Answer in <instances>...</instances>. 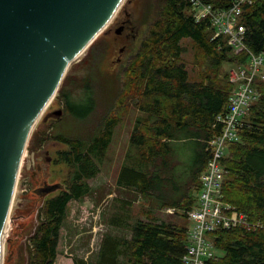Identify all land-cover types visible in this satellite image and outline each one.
<instances>
[{
    "label": "trees",
    "instance_id": "1",
    "mask_svg": "<svg viewBox=\"0 0 264 264\" xmlns=\"http://www.w3.org/2000/svg\"><path fill=\"white\" fill-rule=\"evenodd\" d=\"M143 1L149 3V27L125 66L121 83L123 91L136 97L141 115L117 185L139 194L145 204L135 209L134 202L117 197L107 223L130 236L106 233L94 262L73 257L74 264H184L187 213L197 205L200 175L211 158L209 143L222 129L216 119L226 111L233 91L229 70L222 74L223 65L231 68L247 58L246 53L234 52L227 36L214 38L210 18L196 21L190 1ZM201 1L214 9H226L233 2ZM241 23L248 50L264 54V0L246 6ZM184 40L193 42L210 64L200 80H192L182 62ZM67 78L58 92L66 111L89 117L94 111L92 79L85 80V95L75 100L66 89ZM256 89L258 98L247 109L240 142L229 145L222 162L228 171L224 201L245 213L256 229L217 231V258L205 264H264V82ZM119 103L122 109L123 100ZM120 120V114L104 117L88 140L53 136L68 147L58 153L57 163L66 164L70 174L66 189L42 206V220L30 238L29 264H55L67 206L89 194V182L101 173ZM168 210L180 219L168 218Z\"/></svg>",
    "mask_w": 264,
    "mask_h": 264
},
{
    "label": "rangeland",
    "instance_id": "2",
    "mask_svg": "<svg viewBox=\"0 0 264 264\" xmlns=\"http://www.w3.org/2000/svg\"><path fill=\"white\" fill-rule=\"evenodd\" d=\"M148 6L143 0H126L111 24L68 72L65 86L67 91H72V98L75 100H80L85 95V87H83L85 80L92 79L93 113L89 117L73 112L68 113L58 94L35 127L16 187L9 230L6 234L3 264H17L21 257L23 264H29L30 252L33 250L30 238L42 220V206L45 200L57 195L55 193L45 197L36 193L42 186L39 183L41 174L37 173V164L40 161L37 159L46 157L45 152L54 159V164L47 167L50 175L46 182L49 185L66 184L68 181L69 167L64 163H57L58 153L67 151L68 147L56 141L53 136L62 135L88 140L97 133L103 118L109 115L120 114V124L115 129L101 173L89 182V194L80 200L71 201L67 206L57 251L58 255L64 257L74 255L76 258H86L89 262H94L98 256L101 240L106 233L130 236L128 231L113 228L107 221L117 197L134 202L135 209L145 204L139 194L118 187L117 178L130 147L131 133L137 118L141 115L136 106L137 99L134 94L123 91L121 85L123 71L148 30ZM125 21L130 22V29L122 35H117L116 31ZM183 46L185 52L182 62L187 65L191 79L200 80L201 74L210 70V64L203 58L193 42L184 40ZM123 47L125 52L120 55L119 50ZM118 59L121 61L117 62ZM229 69L230 65H223L222 74ZM120 100H123L122 109H119ZM93 105L89 106L93 107ZM60 110L63 114L58 118L54 113ZM188 153H190L189 150ZM40 164L42 168H45V165ZM165 215L173 221L180 219L170 212H166ZM186 225L188 229H191L192 223L189 220L186 221ZM21 249H24V252L20 257ZM61 262L63 261L60 260L59 264Z\"/></svg>",
    "mask_w": 264,
    "mask_h": 264
},
{
    "label": "water",
    "instance_id": "3",
    "mask_svg": "<svg viewBox=\"0 0 264 264\" xmlns=\"http://www.w3.org/2000/svg\"><path fill=\"white\" fill-rule=\"evenodd\" d=\"M126 0H0V264L33 131L75 62ZM121 26L117 35H121ZM120 55L125 47L119 50ZM118 59L117 62H120ZM63 111L54 113L58 118ZM63 189L46 186V196Z\"/></svg>",
    "mask_w": 264,
    "mask_h": 264
},
{
    "label": "built area",
    "instance_id": "4",
    "mask_svg": "<svg viewBox=\"0 0 264 264\" xmlns=\"http://www.w3.org/2000/svg\"><path fill=\"white\" fill-rule=\"evenodd\" d=\"M190 1L196 21L210 18L215 28L214 38L228 37V43L236 54L246 53L244 62L232 66L228 71L233 91L227 109L220 114L216 123L222 125L221 133L209 143L211 158L200 175V190L197 193V205L187 213L192 223L188 230L187 251L184 264H205L207 260L217 258L215 247L216 232L243 228L246 231L256 229L245 213L238 212L223 199V184L228 171L223 165L228 147L240 142L241 130L247 109L257 100L256 84L264 82V54H254L245 45L246 27L241 23L244 8L255 0H233L226 9H214L201 0ZM168 212L173 213L172 210Z\"/></svg>",
    "mask_w": 264,
    "mask_h": 264
},
{
    "label": "flooded vegetation",
    "instance_id": "5",
    "mask_svg": "<svg viewBox=\"0 0 264 264\" xmlns=\"http://www.w3.org/2000/svg\"><path fill=\"white\" fill-rule=\"evenodd\" d=\"M122 26L124 27V30H123V32H122V34H124L125 33V31H127V29H130V22H124L123 24H122ZM121 34V35H122ZM44 155H46V157L44 156V157H39L38 159H37V161H40V163H42L43 165H45V168H42V166H41V164L40 163H38L37 164V173H40L41 174V180H39L40 182V184L42 185L39 189H44L46 186H55V185H62V186H64V188L63 189H61V188H58V190L57 191H55V192H53V193H51V194H60V192H62V191H64L65 189H66V184H54V185H49L47 182H46V179L49 177V175H50V173L47 171L48 169H47V167L48 166H50V165H52V164H54V159H52L51 157H49L48 156V153L47 152H45V154ZM55 162H56V160H55ZM36 176H37V174H35ZM38 189V190H39ZM51 194H49V195H51ZM49 195H46L45 197H47V196H49ZM56 196V195H55ZM44 197V198H45ZM54 197V196H53ZM22 251L20 252V257H21V255L23 254L22 252H24V249H21ZM21 259H22V257H21ZM21 259H20V261H18L17 262V264H23L22 262H21ZM10 260H12V258H10Z\"/></svg>",
    "mask_w": 264,
    "mask_h": 264
},
{
    "label": "crops",
    "instance_id": "6",
    "mask_svg": "<svg viewBox=\"0 0 264 264\" xmlns=\"http://www.w3.org/2000/svg\"><path fill=\"white\" fill-rule=\"evenodd\" d=\"M67 257H68V258H67ZM67 257H64V256H62V255H58L55 264H59V261H60V260L63 261V262H61L60 264H64V263L66 264L67 262H70V264H74V262H73V258H72V257H74V255H69V256H67ZM83 259H86V258H83Z\"/></svg>",
    "mask_w": 264,
    "mask_h": 264
},
{
    "label": "bare ground",
    "instance_id": "7",
    "mask_svg": "<svg viewBox=\"0 0 264 264\" xmlns=\"http://www.w3.org/2000/svg\"><path fill=\"white\" fill-rule=\"evenodd\" d=\"M8 230H9V227H8Z\"/></svg>",
    "mask_w": 264,
    "mask_h": 264
}]
</instances>
